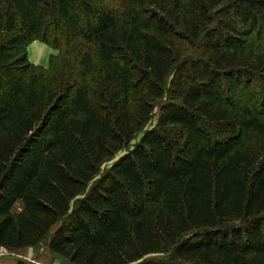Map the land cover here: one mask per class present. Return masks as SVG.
Masks as SVG:
<instances>
[{"label": "trees", "instance_id": "16d2710c", "mask_svg": "<svg viewBox=\"0 0 264 264\" xmlns=\"http://www.w3.org/2000/svg\"><path fill=\"white\" fill-rule=\"evenodd\" d=\"M42 241L264 264V0H0V246Z\"/></svg>", "mask_w": 264, "mask_h": 264}, {"label": "rangeland", "instance_id": "374dc122", "mask_svg": "<svg viewBox=\"0 0 264 264\" xmlns=\"http://www.w3.org/2000/svg\"><path fill=\"white\" fill-rule=\"evenodd\" d=\"M52 53H55L54 49H52ZM156 114H157V106L152 111V116L150 119L151 123L155 121ZM108 163H106L105 165H107ZM17 207H18V204H15V209H17ZM24 257L28 258L32 262H36L37 264L38 263L40 264H69L66 260L54 254H51L45 246V241H42L33 247H26V248H22V249L15 250V251L5 250V253H3L0 256V261L12 262V261H15L16 259H22V258L25 259Z\"/></svg>", "mask_w": 264, "mask_h": 264}, {"label": "crops", "instance_id": "0c3cea01", "mask_svg": "<svg viewBox=\"0 0 264 264\" xmlns=\"http://www.w3.org/2000/svg\"><path fill=\"white\" fill-rule=\"evenodd\" d=\"M52 53V49H50L46 44L33 40L26 45V58L29 63L41 67L47 66L48 56ZM25 258V257H24ZM23 259V258H22ZM29 260L28 258H25ZM3 263H7L4 261H0ZM36 263V262H34ZM40 264V263H38Z\"/></svg>", "mask_w": 264, "mask_h": 264}, {"label": "built area", "instance_id": "2783aa9c", "mask_svg": "<svg viewBox=\"0 0 264 264\" xmlns=\"http://www.w3.org/2000/svg\"><path fill=\"white\" fill-rule=\"evenodd\" d=\"M5 248L4 247H2V246H0V256L3 254V253H5Z\"/></svg>", "mask_w": 264, "mask_h": 264}]
</instances>
